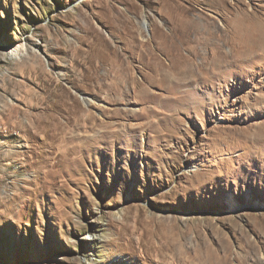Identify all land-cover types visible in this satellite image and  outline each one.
<instances>
[{
  "label": "rangeland",
  "instance_id": "obj_1",
  "mask_svg": "<svg viewBox=\"0 0 264 264\" xmlns=\"http://www.w3.org/2000/svg\"><path fill=\"white\" fill-rule=\"evenodd\" d=\"M217 257L264 260V0H0V264Z\"/></svg>",
  "mask_w": 264,
  "mask_h": 264
},
{
  "label": "bare ground",
  "instance_id": "obj_2",
  "mask_svg": "<svg viewBox=\"0 0 264 264\" xmlns=\"http://www.w3.org/2000/svg\"><path fill=\"white\" fill-rule=\"evenodd\" d=\"M253 11H254V9H253ZM139 24H140V28H141V31H144V30H148V28L150 29V23H149V21H148V19L147 18H144L143 20H140L139 21ZM243 24V23H242ZM136 32V31H135ZM247 54V53H246ZM36 75V74H35ZM39 97V96H38ZM37 97V98H38ZM82 99H83V101L84 102H88L89 100L87 99V98H85V97H82ZM89 104V103H88ZM58 105V104H57ZM17 106V105H16ZM12 108V107H11ZM34 109V108H33ZM30 113V112H29ZM9 114H10V112H9ZM33 114V113H32ZM31 115V114H30ZM29 116V115H28ZM22 119V118H21ZM24 119V118H23ZM23 119L21 120V121H23ZM29 119V118H28ZM20 120V119H19ZM25 121V120H24ZM29 121V120H28ZM11 123V122H10ZM16 123V122H15ZM17 124H18V122H17ZM16 124V125H17ZM12 126V125H11ZM18 126V125H17ZM14 127V126H13ZM19 127H20V125H19ZM22 127V126H21ZM10 129V128H9ZM12 129V128H11ZM19 129V128H18ZM224 259L226 260L227 259V256H224ZM221 261H222V258H219V257H217L216 258V262H217V264H220L221 263ZM259 264H264V260H260L259 261Z\"/></svg>",
  "mask_w": 264,
  "mask_h": 264
}]
</instances>
